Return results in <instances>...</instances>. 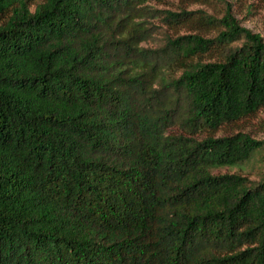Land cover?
Returning <instances> with one entry per match:
<instances>
[{"label":"trees","instance_id":"1","mask_svg":"<svg viewBox=\"0 0 264 264\" xmlns=\"http://www.w3.org/2000/svg\"><path fill=\"white\" fill-rule=\"evenodd\" d=\"M215 1L0 0V264H264V173L210 170L264 39Z\"/></svg>","mask_w":264,"mask_h":264},{"label":"rangeland","instance_id":"2","mask_svg":"<svg viewBox=\"0 0 264 264\" xmlns=\"http://www.w3.org/2000/svg\"><path fill=\"white\" fill-rule=\"evenodd\" d=\"M195 9H203L208 13L220 18L229 11L237 19L241 26L257 32L264 39V0H217L208 6L201 4L192 5ZM163 29H159L148 40L145 45L150 47L158 46L162 42ZM185 32L184 30L180 33ZM225 132L229 135L236 132L247 133L251 137L264 142V108L259 109L254 115L240 119L230 127L219 131L217 135H223ZM264 146L256 150L250 159L236 165H225L211 168L214 174L219 173H239L246 176L249 180L258 181L264 173Z\"/></svg>","mask_w":264,"mask_h":264}]
</instances>
